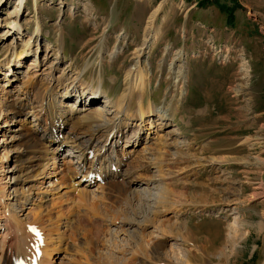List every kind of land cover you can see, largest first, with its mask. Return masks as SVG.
Segmentation results:
<instances>
[{
  "label": "rangeland",
  "instance_id": "374dc122",
  "mask_svg": "<svg viewBox=\"0 0 264 264\" xmlns=\"http://www.w3.org/2000/svg\"><path fill=\"white\" fill-rule=\"evenodd\" d=\"M1 1L0 84L7 65L13 64V53L7 49L22 47L18 41L5 44L6 34L2 36L17 0ZM19 6L22 21H30L20 31L24 40L34 36V20L41 30L30 43L28 56L13 66L11 77L18 84L21 80L29 82L28 72L31 82L41 90L50 88L53 81L62 89L72 82L70 94L81 88L96 90L93 84L101 80L93 108H103V99L120 94L149 16L162 6L156 20L158 41L149 48L147 57L143 55V66L150 74L144 105L152 104L154 110L163 111L172 101L173 108L178 103L176 121L169 127L176 132L167 142H177L178 156L173 155V146L163 144L165 133L149 134L148 124L130 143L121 141L116 149L118 155L128 154L120 172L125 174L122 183L130 182L131 191L139 180L156 176L152 165L146 168L140 163L141 156H148L147 151L155 152L162 162L161 180L173 206L171 203L165 211L149 213L145 229H138L121 220L137 221L128 206L145 211L144 203L115 193H126L120 176L114 178L119 188L107 180L104 187H98L103 182L79 187L75 184L83 180V174L64 172L66 178L53 179L60 192L51 191L45 184L37 194L45 192L46 197L41 194L42 198L34 197V205L24 206V213L30 212L31 217L42 212V223L37 224L51 240L47 247L54 248L50 264H91L112 254L129 264L140 259L166 264H263L264 84H258V71L259 65H264V0H26ZM177 70L185 72L182 84L174 83ZM237 83L240 91L234 94L230 89ZM12 94L5 103L10 105L6 109L12 124L3 126L4 117H0V210L14 185L12 158L22 160L16 153L25 143L8 138L11 133L26 134L34 120L33 115L24 119L13 112L10 103L16 92ZM17 119L25 120L20 122L24 124L22 130ZM64 128L69 131V127ZM255 158L261 159V164H254ZM61 162L58 158L57 166L63 169ZM126 164L141 166L131 169L130 175L125 173ZM149 188L154 194L153 187ZM236 214L243 223L240 230L244 237L235 245L229 228ZM3 220L0 213V224ZM15 242L13 247H18ZM193 250L199 252L196 259L189 257Z\"/></svg>",
  "mask_w": 264,
  "mask_h": 264
},
{
  "label": "bare ground",
  "instance_id": "6f19581e",
  "mask_svg": "<svg viewBox=\"0 0 264 264\" xmlns=\"http://www.w3.org/2000/svg\"><path fill=\"white\" fill-rule=\"evenodd\" d=\"M24 1L26 0H17L16 6L13 8L8 17L9 23L6 28L7 32L2 34V36L6 34L5 44L8 45L13 41H18L22 47L19 50H16L17 47L7 49V51L10 50V53H13L10 57V63L13 64L7 65V69H5L6 72L1 78L2 84H0V92L2 95L0 96V117H4L3 126L8 125V122H11L12 124V121L8 116L9 113L6 109V107H9L10 105L7 106L5 103L8 101V96L10 95L9 97H11L13 95V91H15L16 95L13 97L10 103L13 112L18 116H22L24 119L28 117V115H33L34 120L30 122L29 127L27 126L28 131L26 134L19 135L17 132L16 135H14L11 133V136L8 138L10 139V142L15 139H20L25 141V143L20 145L21 148L23 147L22 151L16 153L18 159L21 157L22 160L18 161L16 157H13L14 159L12 158V160H14L15 167H13V170L10 171L11 173H15L12 180L14 181V185L11 187V193L9 195H5L7 200L6 202L2 203V209L0 210L1 216L4 215L3 223L0 224V231L3 232L0 233V264H50L51 260L49 255L54 248L47 247L51 240L50 238L47 239V234H44V236L47 235L46 238L42 236L41 232H43V228L39 227L40 225L37 224L42 223V212L38 213V215L34 214L35 217H31L30 212L24 213V206L26 204L34 205V197H36V199L38 196L42 198V195L46 197L45 192H39V194H37V191L42 190V186L45 184H48V188H50L51 191H57V193L60 192L61 190L59 191V187L54 185L55 182H53V179L55 177H60V179H62V173L64 172L69 174L71 173V176L76 174L78 175L79 173L83 174V180H80V182L75 184L79 187L90 186L96 183V179L94 178L95 175L101 177L100 182H103L99 183L98 187H104L106 184H108V182L109 184L116 185L117 183L115 182L117 181L114 178H116V176H120L121 184H126V188H123L126 189V193H122L121 190H117L115 193L121 198H123L125 195L124 198H130L131 200L138 198L144 203L146 209L145 211L139 206H128V208L132 209L130 213H134V216H132L135 219H138L137 221H131L132 219L121 220L122 223L135 225L138 229L144 228L148 218H150L149 213L154 215V213H160V209L164 211L169 209V206H171L172 202H170L167 195L168 192L166 191V188L164 187V184L161 180L163 177L161 166L163 165L160 161V158L156 157L155 152L147 151L148 156L145 154L143 157L141 156L140 163H142V166L146 168L152 165L151 168H155L156 176H149L148 180H139L135 190L132 189L131 191L129 189V187H132L130 182L122 183V178L125 174L120 172L125 163H127L125 160L128 154L125 153L118 155V151L116 149L119 147L118 144L121 141L125 142V144L130 143V140L136 134H140L139 131L144 128V125L148 124V130L150 132L149 134H153L156 131H158V133L160 131L165 133L163 136V144L167 147L173 146L174 150H176L173 155L178 156L180 152L177 142L174 141V143H167L173 139L176 132L175 129L169 127L171 126L170 124H173L176 121V107L178 103H176L175 108H173L171 107L174 104L172 101L170 107L163 111L160 110L161 108L154 110L152 104H148V106L144 105V89L147 82L146 79H149L150 74L143 66V58L147 57V54H149V48L154 46L158 41L160 32L156 20L158 18L157 16H159L160 11L162 10V6L155 9L149 16V20L147 21V25L144 29L145 35L143 41L133 53V55L136 53V56L132 58L134 64L125 74L126 77L123 89L116 98L109 99L107 97L105 98L106 100L103 99L101 101L103 108H93L94 102L98 101L99 99L98 91H101V80H98L97 84H93V87H95L96 90L92 88L86 90L81 88L82 91H78L74 94H70L68 89L70 88L72 82L69 84L67 89L66 87L62 89L58 81L51 82L52 86L50 88L45 87L42 90L41 88H36L35 84L31 82L32 80L28 72L27 76L29 77V82L21 80V82L18 84L16 80L11 77L12 73L10 72H13L12 70L15 64L22 63V59L28 56L30 43L32 40H34V38H36L41 30L38 20H34V23L36 22V27L33 29L32 33L34 36H30L26 40H24V38L21 36V28L26 26V24L28 25L30 22L28 20L22 21L23 14L19 4ZM0 3H2L1 0ZM35 10L38 9L36 8ZM143 55H145V57ZM1 64L2 61H0V67ZM97 66L98 63L95 67ZM174 73L176 76L174 83L182 84V78H185V72L183 70H177ZM99 77L101 76L99 75ZM13 84L16 85L13 86ZM31 95H33L32 98ZM179 99L180 98H178V100ZM131 104H134L133 110ZM14 118L15 117L13 115L12 120ZM24 119H17L19 121L21 130L24 124L22 125L20 122H24ZM64 127H69V131L65 132ZM8 130L11 131L10 128ZM158 136H160V133ZM140 141L141 139L139 142ZM259 142H261V139ZM145 150H147V148ZM58 158H61V165L64 166L63 169L57 166ZM260 160L255 158L254 164H261ZM140 166L134 165L131 168V165L127 166L126 164L125 173L128 172L130 174ZM66 177L67 176L64 178ZM111 177H113V179L110 180L109 178ZM106 180L108 182H105ZM75 185L72 186L77 187ZM150 186L153 187L151 189H153L155 192L154 194L150 191ZM116 187L119 188L117 185ZM85 190L86 189H84V191ZM33 191H36V193ZM91 191H89V193L92 194L91 197L93 198L94 193ZM257 195L258 193L256 196ZM100 208L102 209V207ZM115 213L112 214L115 215ZM7 214L10 215V217L6 216ZM109 216L111 215L109 214ZM239 217L240 216L237 214L235 217H233V224L229 228L232 231L229 237H231L235 245L237 241H240L244 237L242 235V231L240 230L243 223H241ZM1 222L2 221H0V223ZM28 227H31L34 231L38 232L39 237L36 238L30 234L28 232ZM114 235H112L113 238ZM12 236L16 237V239L14 240L13 238V240L14 242L17 240L16 242L18 243V247L15 245V247L12 246L14 243H11ZM28 242L33 247H28ZM134 242L137 241L135 240ZM37 250L40 252L38 255ZM156 251L154 253L159 254ZM198 253V250H193L189 253V257L193 256L196 259L199 257ZM220 253L222 254L223 252ZM88 257L91 256L88 255ZM104 258L105 259H96L90 263L129 264L128 260L119 261L120 259L116 258V256L113 254L109 257L104 256ZM147 261L148 260L140 259L136 264H166L164 261H159L157 263H147ZM86 262L89 263V260H86L85 263ZM80 263L71 262L68 264ZM202 264L211 263L204 261Z\"/></svg>",
  "mask_w": 264,
  "mask_h": 264
},
{
  "label": "crops",
  "instance_id": "0c3cea01",
  "mask_svg": "<svg viewBox=\"0 0 264 264\" xmlns=\"http://www.w3.org/2000/svg\"><path fill=\"white\" fill-rule=\"evenodd\" d=\"M259 66H260L259 67L260 71H258V75L260 76L261 80L258 81V84H261V83L264 84V65L261 66V64H260ZM188 94H190V93H188ZM192 94L194 95V93H192Z\"/></svg>",
  "mask_w": 264,
  "mask_h": 264
},
{
  "label": "built area",
  "instance_id": "2783aa9c",
  "mask_svg": "<svg viewBox=\"0 0 264 264\" xmlns=\"http://www.w3.org/2000/svg\"><path fill=\"white\" fill-rule=\"evenodd\" d=\"M234 94H238V92L240 91V83H237L233 88L230 89Z\"/></svg>",
  "mask_w": 264,
  "mask_h": 264
}]
</instances>
